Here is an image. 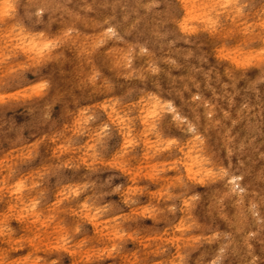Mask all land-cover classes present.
Returning <instances> with one entry per match:
<instances>
[{"label": "rangeland", "instance_id": "1", "mask_svg": "<svg viewBox=\"0 0 264 264\" xmlns=\"http://www.w3.org/2000/svg\"><path fill=\"white\" fill-rule=\"evenodd\" d=\"M233 2L255 7L241 9L242 14H238L234 9L222 10L213 4L208 15L220 17L218 30L215 33L206 31L204 18L196 17V20L187 21L190 31L184 36L172 21L180 18L175 0H15L23 6L18 26L0 27V52L11 61L0 64V94L6 97V102L0 103V180L5 177L11 179L15 174L18 160L27 156L31 149L29 137L36 131L47 127L49 141L54 142L56 115L81 118L80 113L89 105L85 104L73 112L71 104L79 99L91 100V107L95 109H103L107 105L109 112L113 106L117 113H126L134 108L136 117L154 109L158 113L156 121L167 117L171 131L177 135H161L159 138L152 132L146 135L145 130L150 128L152 118H148L147 124L141 122L136 126L133 123V133L140 137L142 148L140 159L143 163L136 165L142 173L138 179L151 182L157 169L169 170L165 168L166 163L180 159L175 157L170 162L157 160L156 156L164 154L161 140L180 142L182 155L193 168L195 177L191 183L196 192L180 200L183 228L191 236L178 234L170 226L159 241L153 239L149 242L146 236H141L136 246L122 253L120 258L126 264H152L157 256L163 257L166 264H172L173 259L179 261L180 257L191 264H222L224 261L227 264H253V261L264 259V69L259 57H255L249 66L242 62L237 67L231 59H222L218 54L220 48L225 49V56L230 53L236 56L232 52L236 48L242 56L259 51V46L264 45V29L260 27L259 16L264 11V4L262 0ZM113 18L123 22L125 33L117 27L109 28L112 27L110 25L118 26ZM21 27L24 29L22 33ZM151 31L152 34L147 35ZM137 32L142 35L138 37ZM155 33L157 35L154 36ZM15 35L28 39L35 37L38 43L52 40L58 44L52 49L53 59L44 62L50 66L52 88L50 98L44 99L42 105L39 101L43 97H37L27 86L26 90L4 92L16 79L9 75L11 68L19 69L23 63L35 68L42 63L41 58L34 54L25 56L23 61L16 59ZM225 40L233 43L225 44ZM251 45H256L255 49ZM166 48H172V51ZM100 49H103L102 53ZM181 49L182 59L179 58ZM188 54L194 56L189 58ZM32 75L34 73H29L27 78L30 80ZM169 78L174 81H169ZM198 84H201L199 89L196 87ZM96 97L102 99L97 100ZM172 102L181 108L180 114H176L175 108H167ZM86 115L94 116L95 112L89 111ZM184 128H187L185 132ZM229 178L230 181L233 178V194L226 190L225 183ZM16 179H26L29 186L39 183L40 170L30 171ZM158 179L160 187L149 184L148 193L150 199H156L157 205L169 194L170 185L173 188L177 186L172 177L160 176ZM200 180L203 183H199ZM87 183L90 185L89 198L94 201L104 198L105 194L100 191L104 185L99 179L88 180ZM40 192L47 195V180ZM171 195L179 194L172 192ZM192 196L199 199L194 205L185 204L184 200L191 202ZM38 197L39 193L33 191L31 195L25 193L19 198L9 194L5 201L0 194V205H3L0 207V226H6L7 233V239L0 237V260L5 264H33L37 257L43 260L49 256L57 261L60 258L72 259L62 249L57 250L63 245L62 235L66 234L61 223L63 210L51 202L43 208L38 207L36 215H30L26 210V206ZM38 215H51L58 219L56 223L47 219L38 221ZM161 217L167 218L165 213L159 212L155 222L163 223ZM78 243L70 239L69 252L74 251ZM94 243L99 246L101 237L97 236ZM169 250L171 254L165 256ZM75 259L79 261L81 254L77 253Z\"/></svg>", "mask_w": 264, "mask_h": 264}, {"label": "snow or ice", "instance_id": "2", "mask_svg": "<svg viewBox=\"0 0 264 264\" xmlns=\"http://www.w3.org/2000/svg\"><path fill=\"white\" fill-rule=\"evenodd\" d=\"M214 7L222 10L235 9L238 14H242L241 9L247 10L255 5L236 4L233 0H215ZM21 15H23L22 5L15 3V0H0V27L18 26L17 20ZM259 16L261 17L260 27L264 29V11H261ZM219 20V16L213 18L206 14L203 20L206 31L215 33L220 27ZM181 27L184 28L185 25L182 24ZM20 32H24L22 27ZM43 35L41 32L40 36L43 37ZM14 39L17 60L23 61L25 56L34 54L41 58L42 63L35 68L29 67L27 63L21 64L19 69L11 68L9 75H14L16 79L11 82L12 87L5 88L4 92L12 93L14 89L26 90L27 86L37 97H43L39 101L42 105L44 99L50 98L52 88L50 66H46L44 62L53 59L51 52L52 49L57 48L58 44L52 40L38 43L35 37L28 39L20 35H15ZM26 40L27 43H25ZM224 43L230 45L233 41L225 40ZM250 47L255 49L256 45ZM100 52L102 53L103 49H100ZM224 52L225 49H218L222 59H231L237 67L242 62L245 66H249L255 57H259L262 61L261 68L264 69V45L259 46V51L254 55L242 56L238 48L232 49L236 56L231 53L225 56ZM3 63H11V61L0 52V64ZM29 73H34L30 80L27 78ZM95 78V76L92 77L93 80ZM46 93H48L47 96ZM16 94L18 95V92ZM96 99L99 100L102 97H96ZM5 102V95L0 94V103ZM85 104L89 107L83 109L79 119H74L72 115L53 113L56 115L54 142L49 141L47 127L36 131L35 135L29 137V141L32 142L31 149L28 150L27 156L18 160L15 174L11 176V179L5 177L0 180V194H3L5 201L9 194L19 198L25 193L31 195L33 191L39 193L38 199L32 200L26 206L30 215H36L38 207L43 208L49 202L63 210L64 219L61 223L66 234L62 235L63 245H60L57 250L62 249L63 253L72 259L60 258L57 261L51 256L43 260L37 257L33 264H49V262L51 264H126L120 258L121 254L134 248L141 236H146L149 242L153 239L159 241L160 236L166 233L170 226L174 227L178 234L184 233L191 236V233L183 228L184 221L180 218L182 211L180 200L189 193L196 192L194 184L191 183L195 177L192 175L193 168L188 165L182 155L180 142L174 139H167L166 142L161 140V150L164 154L155 158L169 162L175 157L180 159L175 160L174 163H166L165 168L169 170L157 169L151 182L138 179L142 173L136 165L143 163L140 159L142 148L140 137L133 133V123L135 122L136 126H139L141 122L147 124L148 118H152L153 122L150 128L145 130V134L152 132L157 138L161 135L171 137L177 133L171 131L168 118L165 117L164 120L157 122L155 118L158 113L154 109H149L142 117H136L134 108H130L126 113H117L114 106L109 112L107 105L103 109H95L91 107L92 101L88 99H79L75 104H71L73 112ZM89 111H94L95 115H86ZM48 123L51 124L52 121ZM44 168L47 170L44 171ZM35 170H40L39 183H32L29 186L26 179H16ZM160 176L172 177L173 183L177 186L173 188L170 185L169 194L157 205L156 199H150L148 193L149 184L155 188L160 187L161 181L158 179ZM115 177L121 179L117 180ZM94 179H99V182L104 185L100 191L105 195L99 201L89 198L90 185L87 181ZM45 180L48 181L46 196L40 192ZM199 183L203 181L200 180ZM141 185L144 186L141 187ZM172 192L179 195L174 197L171 195ZM154 195L153 193V197ZM161 195L163 196V193ZM198 199L199 197L192 196L191 202L185 199L184 203L194 205ZM169 204L172 207H168ZM141 208H143L142 212ZM159 212L167 216L166 219L160 218L163 223L155 222ZM36 218L38 221L47 219L52 223H56L58 219L51 215L47 217L38 215ZM5 227L0 226V237L7 239ZM97 236L102 239L99 246L94 243ZM70 239L79 241L72 252H69ZM196 239L200 238L196 237ZM141 243L144 242L141 241ZM77 253L81 254L79 261L75 259ZM170 254L171 250L164 253L165 256ZM27 259L26 257L25 260ZM0 264H5V261L0 260ZM152 264H166V262H163V257L157 256L154 257ZM172 264H191V262L180 257L179 261L173 259ZM222 264L227 262L224 261ZM253 264H264V259L253 261Z\"/></svg>", "mask_w": 264, "mask_h": 264}, {"label": "bare ground", "instance_id": "3", "mask_svg": "<svg viewBox=\"0 0 264 264\" xmlns=\"http://www.w3.org/2000/svg\"><path fill=\"white\" fill-rule=\"evenodd\" d=\"M169 1V0H168ZM110 2H111V0H110ZM175 2H176V5L178 6V11L180 12V18L178 19V18H176V19H178V20H176V19H174V20H172V21H174L176 24V28L178 29V28H180L181 30V32H183V35L184 36H186L187 34L186 33H188L190 30L188 29V26H187V21L188 20H196L195 18L196 17H199V18H204L205 19V16H206V14L208 15V10L210 9V7H212V5L213 4H215V0H175ZM145 3V2H144ZM138 5V4H137ZM144 5V4H143ZM168 5H169V3H168ZM171 5V4H170ZM140 7V6H139ZM168 7V6H167ZM172 7V6H171ZM142 8V7H141ZM170 8V7H169ZM129 9V8H128ZM134 9H136V8H134ZM134 9L132 10V11H134ZM166 10H167V8H166ZM169 10V9H168ZM174 10V9H173ZM171 11V10H170ZM169 11V12H170ZM234 11H235V9H234ZM168 12V11H167ZM136 13V12H135ZM173 13V12H172ZM133 15V14H132ZM163 15V14H162ZM165 15H168L167 13L165 14ZM164 15V16H165ZM107 16V15H106ZM122 16V15H121ZM131 16V15H130ZM184 16V17H183ZM175 17H176V15H175ZM134 19H135V17H134ZM136 19H138L137 17H136ZM146 19V18H145ZM166 19H167V17H166ZM112 20H114V21H116L117 23V25L118 26H114V25H110V26H112V27H109V28H113V27H117L120 31H122L123 33H125V30L123 29L124 27H123V22L122 21H118L117 19H115V18H113ZM168 20V19H167ZM125 21V20H124ZM137 21V20H136ZM135 21V22H136ZM163 21V20H162ZM166 21V20H165ZM169 21V20H168ZM167 21V22H168ZM172 21H170V22H172ZM131 22V21H130ZM129 22V23H130ZM132 23V22H131ZM104 24V23H103ZM115 24V23H114ZM134 24V23H133ZM182 24H184L185 25V27L184 28H182L181 27V25ZM104 26V25H103ZM171 26H172V24H171ZM174 28H175V26H173ZM107 28V27H106ZM108 28V29H109ZM143 28V27H142ZM146 28V26L144 27V29ZM152 28V27H151ZM185 28L187 29V30H185ZM149 29V28H148ZM104 30H106V29H104ZM127 30V29H126ZM172 30H175V29H172ZM129 31V30H128ZM127 31V32H128ZM145 31H147V29L145 30ZM179 31V30H178ZM105 32V31H104ZM103 32V33H104ZM132 32V31H131ZM147 32H150V31H147ZM146 32V33H147ZM156 32V31H155ZM146 33H143V34H146ZM150 34H152V31H151V33H149V34H147V35H149L150 36ZM160 34V33H159ZM182 33H180V35H181ZM105 35V34H104ZM136 35L139 37V36H141L142 34L140 33V32H137L136 33ZM135 35V36H136ZM146 35V36H147ZM154 36L155 35H157L156 33L155 34H153ZM121 36V35H120ZM145 37V36H144ZM143 37V38H144ZM152 37V36H151ZM157 38H158V36H156ZM180 37V36H179ZM142 38V39H143ZM153 38V37H152ZM155 38V37H154ZM141 39V40H142ZM146 39V38H145ZM148 39V38H147ZM150 39V38H149ZM144 40V39H143ZM152 40V39H151ZM135 41H136V37H135ZM163 41V40H162ZM168 42V41H167ZM149 43H150V41H149ZM154 43V42H153ZM161 43V42H160ZM159 43V44H160ZM166 43V42H165ZM152 44V43H151ZM168 43H166V45H167ZM171 44V43H170ZM152 45H155V44H152ZM148 46V45H147ZM160 46V45H159ZM164 46V45H163ZM180 46V45H179ZM186 46H187V44H186ZM189 46V45H188ZM157 47V46H156ZM161 47V46H160ZM197 47V46H196ZM185 48V47H184ZM162 49V48H161ZM166 49H169V48H166ZM165 49V50H166ZM172 49V48H171ZM171 49H169V50H171ZM160 50V49H159ZM177 50V49H176ZM180 50V49H179ZM192 50V49H191ZM172 51V50H171ZM175 51V50H174ZM193 51V50H192ZM195 51H196V49H195ZM198 51V50H197ZM186 52V51H185ZM166 53H169V51L168 52H166ZM187 53H190V52H187ZM196 53H198V52H196ZM191 54V53H190ZM190 54H188L189 55V58L191 57V56H194V55H191L190 56ZM193 54V53H192ZM160 55V54H159ZM169 55V54H168ZM185 55H186V53H185ZM188 55L186 56V57H188ZM195 55H197V54H195ZM171 56H172V54H171ZM181 56H184L183 55V49H181V51L179 52V58L180 59H182L181 58ZM138 58H139V56H137ZM141 57V56H140ZM159 57V56H158ZM173 57V56H172ZM175 57V56H174ZM197 57H198V55H197ZM137 58V59H138ZM161 58H162V56H161ZM160 58V59H161ZM196 58V57H195ZM136 59V60H137ZM178 59V58H177ZM177 59H175V60H177ZM197 59H199V57L197 58ZM202 58H200V60H201ZM139 60V59H138ZM141 60V59H140ZM179 60V59H178ZM200 60H198V61H200ZM141 61H143V59L141 60ZM185 61V60H184ZM140 62V61H139ZM188 63H190V62H188ZM166 65V64H165ZM184 65V64H183ZM190 65V64H189ZM192 66V65H191ZM167 67V66H166ZM176 67H179V65L178 66H176ZM192 67H195V66H192ZM185 68V67H184ZM196 68V67H195ZM198 68V67H197ZM180 69H181V67H180ZM185 69H187V68H185ZM184 69V71H186ZM168 70V69H167ZM182 70V69H181ZM183 71V72H184ZM189 70H187V72H188ZM201 71V70H200ZM192 72V71H191ZM211 72V71H210ZM171 73V72H170ZM185 75V74H184ZM184 75H183V77H184ZM186 75H188V74H186ZM190 75V74H189ZM194 75V74H193ZM181 76V75H180ZM192 76V75H191ZM198 76V75H197ZM186 77V76H185ZM193 77V76H192ZM195 77V76H194ZM181 78H182V76H181ZM188 78V77H187ZM208 78V77H207ZM169 79H171V78H169ZM196 79V78H195ZM201 79V78H200ZM202 80V79H201ZM169 81H174V80H169ZM180 81H181V79H180ZM197 81H198V79H197ZM203 81V80H202ZM206 81V80H205ZM230 81V80H229ZM228 81V82H229ZM191 82V81H190ZM199 83H200V81H198ZM188 83V82H187ZM192 83V82H191ZM190 83V84H191ZM194 83V82H193ZM206 83V82H205ZM237 83V82H236ZM186 84V83H185ZM190 84L188 85V87L190 86ZM174 85V84H173ZM179 85V84H178ZM181 85H183V84H181ZM199 85H201V84H198V86L196 85V87L199 89ZM205 85V84H204ZM235 85V84H234ZM192 86V85H191ZM178 87H180V85L178 86ZM194 87V86H193ZM192 87V88H193ZM195 87V88H196ZM203 87V86H202ZM185 88V87H184ZM205 88V87H204ZM186 89V88H185ZM177 90H178V88H177ZM217 91V90H216ZM215 91V92H216ZM177 92V91H176ZM182 92V91H181ZM189 92V91H188ZM213 92H214V90H213ZM180 93V92H179ZM178 93V94H179ZM185 93V90H184V92H183V94ZM190 93V92H189ZM206 93V92H205ZM204 93V94H205ZM208 93H209V91H208ZM207 93V94H208ZM218 93V92H217ZM216 93V94H217ZM175 94V93H174ZM202 94H203V92H202ZM214 94V93H213ZM181 96H182V94H180ZM178 97V96H177ZM178 98H180V97H178ZM218 98V97H217ZM235 98V97H234ZM177 99V98H176ZM176 99H174L175 100V102H176ZM184 99V98H183ZM233 99V98H232ZM181 100V99H180ZM185 100H186V98H185ZM191 100H193V99H191ZM183 102V101H182ZM177 103V102H176ZM175 104V103H174ZM173 104V102L172 103H169V105H171V107L170 108H175L176 109V114H180L181 112H180V110H181V108L179 109L177 106H175ZM169 105H168V107L167 108H169ZM225 108V107H224ZM188 109V108H187ZM222 108H220V110H221ZM228 110H230V109H228ZM263 111V110H262ZM222 112V111H221ZM229 112V111H228ZM191 113V115H192V113H193V111L192 112H190ZM189 113V114H190ZM225 113V112H224ZM188 115V114H187ZM191 115H190V117H191ZM195 115V114H194ZM194 115H192V117L194 116ZM219 115H222V113L220 114L219 113ZM245 119V118H244ZM243 128V127H242ZM186 129L187 128H184L183 129V132H185L186 131ZM239 130V129H238ZM247 131V130H246ZM245 132V131H244ZM245 134V133H244ZM264 136V135H263ZM262 137V136H261ZM260 137V138H261ZM259 138V139H260ZM257 139V138H256ZM258 140V139H257ZM262 140V139H261ZM256 143V142H255ZM241 174V173H240ZM233 177H237V176H233ZM241 178V177H240ZM233 179V178H232ZM232 179H231V181H230V178L229 179H227L226 180V183H225V185H226V190H228V192H231L232 193V191H233V189H232V185H231V183H232ZM261 180V179H260ZM225 182V181H224ZM244 188V187H243ZM254 190V189H253ZM247 191V190H246ZM233 194V193H232ZM218 197V196H217ZM217 199V198H216ZM263 201V200H262ZM257 203V202H256ZM245 210V209H244ZM224 214V213H223ZM223 218V217H222ZM225 219V218H224ZM256 232V231H255ZM234 247V246H233Z\"/></svg>", "mask_w": 264, "mask_h": 264}]
</instances>
